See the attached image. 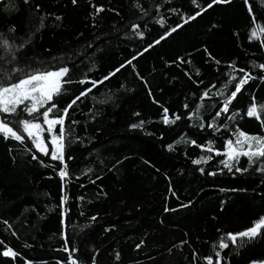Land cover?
Here are the masks:
<instances>
[{
    "label": "trees",
    "instance_id": "1",
    "mask_svg": "<svg viewBox=\"0 0 264 264\" xmlns=\"http://www.w3.org/2000/svg\"><path fill=\"white\" fill-rule=\"evenodd\" d=\"M210 3L0 0L10 45L0 43V82L68 67L52 118L92 87L81 80H103L65 119L63 163L36 151L19 123L43 122L45 109L0 113L25 136L0 134V264H216V252L220 264L264 260V235L227 239L264 218V161L241 156L231 171L221 163L238 132L264 137L246 115L264 105V33L252 36L264 28V0H249L251 13L245 0L202 11ZM164 108L180 119L165 124ZM9 248L15 257L2 255Z\"/></svg>",
    "mask_w": 264,
    "mask_h": 264
},
{
    "label": "snow or ice",
    "instance_id": "2",
    "mask_svg": "<svg viewBox=\"0 0 264 264\" xmlns=\"http://www.w3.org/2000/svg\"><path fill=\"white\" fill-rule=\"evenodd\" d=\"M27 2L28 0H25V3ZM72 2L75 4L77 0H72ZM227 2H229V0H212V3L208 4L206 8L202 9V11H206L207 8L212 7L213 4ZM193 3H196V0H193ZM245 3L249 4V0H245ZM96 11L97 13H99L104 11V9L102 7H97ZM249 12H252L250 4ZM200 14L201 11H197L195 15L190 16L184 22L187 23L189 20L195 19L196 16ZM178 27L180 26L178 25ZM172 31H176V28H173ZM259 31L261 33H264V28H261ZM170 34L171 33H168V35ZM252 36L256 37L257 33L254 31L252 33ZM2 37L3 34L0 33V43H2L5 48H10L9 41L7 39H2ZM164 38L165 37H161V39ZM155 43H159V41H156ZM21 47H23V45H21ZM128 63L130 64L131 61H129ZM117 71H119V69H117ZM68 74L69 68L61 67L58 70L54 71L36 70L35 72H32L31 74L25 75L23 78L16 80V82H9L6 84L0 82V113L8 115H18V110H20L26 112L29 116H34V114L40 113V110L42 108L45 109L40 114L43 119V125L47 126L46 131L50 135L49 143L52 145V151L50 153L48 150V144L45 143L44 139H42V132L45 129L43 128V125L41 123L30 121L27 119L20 120L19 123L23 128V132L27 134V139L31 140L32 145L36 149V151L43 153L44 155H50V158L52 160H58L61 163L64 162V125L65 119L70 115V109H72L77 104V101L81 100L82 97H85L89 93H91L93 88L103 83V80H81V84L90 83L92 87L85 89L79 95L71 99L70 102L66 105V107L62 110L61 115L53 116L52 118H50L54 110H57L58 108V102L56 101V98L64 94V86L71 82L70 80L66 79ZM110 75H115V73H112ZM108 78L109 77H105L104 80H107ZM248 79H250V77L245 74V77L242 78L239 83L235 86V90L232 91L230 96L226 97L223 101L220 110L216 113L217 117H219L222 113L229 112L230 105L236 99L237 94L241 93L242 88L248 82ZM221 95H223V93H221ZM207 96L208 92L206 91L203 94L202 98H205ZM163 112L165 124L174 123L175 120L180 119L179 116H176L175 120L169 119L167 108H164ZM261 112H264V105H261L258 111L257 105L254 101L252 105L247 109L246 115L249 118H256L257 120L261 121L262 124H264V120H261ZM136 115H139V113H137ZM234 116L235 113H233L232 116H230L229 118L231 119ZM142 124L143 121H141L139 125H132V127H140L142 126ZM56 126H59L58 132L56 131ZM212 126V124L209 125V127ZM0 134H2L4 139H13L21 143H23L25 140L24 135L20 134L17 130H14V128L4 120H0ZM226 147L227 152L225 153V155L227 156V159L221 161V163L224 165L225 168H228L229 171H231L234 167V163L232 162L239 163V157L241 156L247 157L250 165H252L256 161H264V137L258 135H250L240 131L238 132L236 140H229L227 142ZM209 151H211V148H209ZM36 158V156H33V159ZM209 159H211V157H209ZM202 162L204 161H193V163L195 164H200ZM257 170L264 172V166L258 167ZM236 171H247V169L236 168ZM59 175L62 180L68 176L66 164H64V166L61 168ZM66 199L67 197H64V200ZM262 229H264V218H260L251 228L247 230L236 234L229 233L227 239L233 244H235L238 239L241 241V243H243L245 239L250 241L258 236L264 235ZM228 247L229 244L224 242V239L222 238L219 244V248L226 249ZM65 251H68L67 247L65 248ZM2 255L5 257H15L17 254L11 248H9L3 251ZM216 257L218 258L216 264H220V252H216ZM72 264H76V261L73 260ZM207 264H213L211 257L207 258Z\"/></svg>",
    "mask_w": 264,
    "mask_h": 264
},
{
    "label": "rangeland",
    "instance_id": "3",
    "mask_svg": "<svg viewBox=\"0 0 264 264\" xmlns=\"http://www.w3.org/2000/svg\"><path fill=\"white\" fill-rule=\"evenodd\" d=\"M256 32L257 33V36L260 34V31H259V29H253L252 30V33L253 32ZM56 70H58V69H56ZM51 71H54V70H51ZM51 118V117H50ZM0 120H1V118H0ZM36 122H38V123H41L42 125H43V122H40V121H36ZM43 128L45 129L43 132H42V139H44L45 140V143H47L48 144V149L49 148H51V151H52V145L49 143V140H50V135H49V133L46 131V128H47V126L46 125H43ZM15 130V129H14ZM21 134V133H20ZM26 134V133H25ZM50 146V147H49ZM226 151H227V147H226ZM251 264H264V260H262V261H254V262H252Z\"/></svg>",
    "mask_w": 264,
    "mask_h": 264
}]
</instances>
